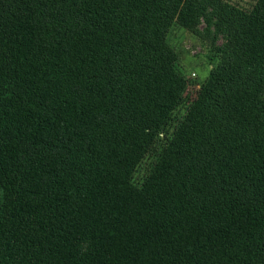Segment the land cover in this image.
I'll return each mask as SVG.
<instances>
[{"label": "trees", "instance_id": "trees-1", "mask_svg": "<svg viewBox=\"0 0 264 264\" xmlns=\"http://www.w3.org/2000/svg\"><path fill=\"white\" fill-rule=\"evenodd\" d=\"M173 24L220 58L137 185ZM0 264H264V0H0Z\"/></svg>", "mask_w": 264, "mask_h": 264}, {"label": "rangeland", "instance_id": "rangeland-1", "mask_svg": "<svg viewBox=\"0 0 264 264\" xmlns=\"http://www.w3.org/2000/svg\"><path fill=\"white\" fill-rule=\"evenodd\" d=\"M244 10H250L257 0H223ZM212 34L208 36H195L178 24H173L167 34L168 44L178 55L177 70L185 78L187 88L181 104L174 110L169 123L156 138L154 145L146 154L138 166L133 180L137 185L142 184L149 175L153 165L163 149L167 140L174 133L176 127L185 117L196 93H198L208 81L214 67L219 62V54L216 48L222 44V40H212Z\"/></svg>", "mask_w": 264, "mask_h": 264}]
</instances>
